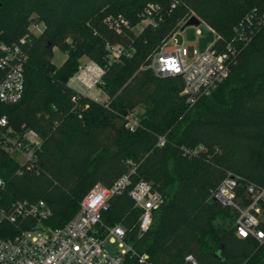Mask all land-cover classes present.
Segmentation results:
<instances>
[{
  "label": "trees",
  "instance_id": "16d2710c",
  "mask_svg": "<svg viewBox=\"0 0 264 264\" xmlns=\"http://www.w3.org/2000/svg\"><path fill=\"white\" fill-rule=\"evenodd\" d=\"M172 2L0 0V42L24 40L28 55L23 96L0 104V118L41 139L30 169L0 149V204L46 201L52 214L44 225L61 228L94 186L111 187L134 171V183L146 181L164 198L150 230L139 235L141 211L127 193L111 199L103 221L126 226L134 248L154 264H190L187 255L198 264H264V243L238 237L236 212L214 199L229 173L264 188V0H178L175 8ZM150 3L164 9L156 28L135 34L113 26L117 19L137 26ZM254 12L262 22L251 26L245 43L235 28ZM193 14L216 33L212 49L222 53L233 45L236 55L228 78L190 106L181 77H158L147 66ZM32 25L44 29L36 34ZM109 46L123 49L117 61H110ZM54 49L66 56L61 66ZM83 57L104 69L98 88L105 102L70 85ZM130 114L139 121L134 131L126 127ZM24 228L0 223V239Z\"/></svg>",
  "mask_w": 264,
  "mask_h": 264
},
{
  "label": "built area",
  "instance_id": "2783aa9c",
  "mask_svg": "<svg viewBox=\"0 0 264 264\" xmlns=\"http://www.w3.org/2000/svg\"><path fill=\"white\" fill-rule=\"evenodd\" d=\"M178 0H173L175 8ZM164 9L156 3L148 4L141 15V25L130 27L128 22L120 19L113 25L118 31L121 25L130 28L135 34L141 33L146 27L156 28L164 20ZM201 23L203 20L197 17ZM264 19V15L262 17ZM262 19L254 12L235 28L236 35L245 43L251 40L254 23L260 25ZM250 29V36H244L245 29ZM211 29V28H210ZM216 37V33L211 29ZM197 34L201 31L197 29ZM175 36L170 37L156 51L147 68L158 77L179 76L183 81L182 95L187 103L193 106L202 97L210 96L213 91L228 78L231 71L236 49L228 45L227 51L217 52L210 46L204 50L194 49L191 53L188 45L177 46ZM25 43L21 40V45ZM21 45L8 46L0 42V104H16L24 93V66L28 55ZM109 59L117 61L124 53L119 46H109ZM101 75L90 85L81 75V67L75 79L81 87L91 93L98 88L104 69L95 64ZM75 89V88H74ZM77 90V89H76ZM79 91V90H78ZM81 94L90 97L86 92ZM98 101L97 98H93ZM75 100V99H74ZM126 127L134 131L139 127L138 119L130 114ZM165 138H160L164 145ZM41 148V139L33 130L14 129L6 116L0 118V149L11 157L19 156L21 167L32 168ZM197 150H186L187 155H197ZM19 174L22 170L18 171ZM134 171L120 177L111 187L94 186L82 199L78 214L61 228L44 225L52 214L46 201L13 202L10 205L0 204V223L25 225V228L10 238L0 239V264H154L149 255L139 253L129 241L128 229L123 224L107 225L103 214L108 211L111 199L125 193L132 199L135 208L141 211L139 217V235L146 234L154 221L155 213L164 204V198L146 181H132ZM0 179V188H4ZM243 188V195L240 192ZM1 198V194H0ZM214 199L222 206L233 209L236 214L235 232L243 239H253L264 243V188L255 183L243 182V179L229 173L214 193ZM107 244L116 245L118 250L111 254ZM186 262L198 264L192 255H187Z\"/></svg>",
  "mask_w": 264,
  "mask_h": 264
},
{
  "label": "rangeland",
  "instance_id": "374dc122",
  "mask_svg": "<svg viewBox=\"0 0 264 264\" xmlns=\"http://www.w3.org/2000/svg\"><path fill=\"white\" fill-rule=\"evenodd\" d=\"M192 16L198 17L195 14H193ZM116 21H119V19H117ZM140 22L137 25H141ZM43 29H44L43 25L31 26V30L36 34H40L43 31ZM197 29L201 31V35L197 34ZM175 34L176 36L174 43L177 46L188 45L190 53L194 49H198V50L207 49L210 46H212V44L216 40L214 33L204 23H201L198 27H187L184 31H181L180 29L177 33H174L172 36H174ZM65 60H66V56L63 53H61L59 50L54 49V63L57 64V66H61L65 62ZM80 63H81V67L84 70L81 71V75H83V77L86 79L85 82L87 83V85L93 83L95 80L98 79V75H101V73L95 69V64L92 63L88 58L83 57L80 60ZM70 85L79 91H82L84 93L86 92L91 98H97L99 102H105L107 100L106 95L99 88H95L91 93H88L89 91L85 87L80 88L81 83L77 81L75 77L70 81ZM13 159L15 161H20V162L23 161L21 157L16 155L13 156ZM106 247L108 252L111 254H115L118 250V247L116 245L107 244Z\"/></svg>",
  "mask_w": 264,
  "mask_h": 264
},
{
  "label": "water",
  "instance_id": "95a60500",
  "mask_svg": "<svg viewBox=\"0 0 264 264\" xmlns=\"http://www.w3.org/2000/svg\"><path fill=\"white\" fill-rule=\"evenodd\" d=\"M201 24V21L195 17L192 16L185 24L184 26L181 28V31H184L187 27H198ZM216 201V199H215Z\"/></svg>",
  "mask_w": 264,
  "mask_h": 264
}]
</instances>
